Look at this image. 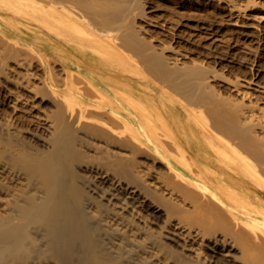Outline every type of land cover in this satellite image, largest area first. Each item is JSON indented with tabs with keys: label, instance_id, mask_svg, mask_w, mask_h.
Here are the masks:
<instances>
[{
	"label": "bare ground",
	"instance_id": "bare-ground-1",
	"mask_svg": "<svg viewBox=\"0 0 264 264\" xmlns=\"http://www.w3.org/2000/svg\"><path fill=\"white\" fill-rule=\"evenodd\" d=\"M16 263L264 264V0H0Z\"/></svg>",
	"mask_w": 264,
	"mask_h": 264
},
{
	"label": "rangeland",
	"instance_id": "rangeland-1",
	"mask_svg": "<svg viewBox=\"0 0 264 264\" xmlns=\"http://www.w3.org/2000/svg\"><path fill=\"white\" fill-rule=\"evenodd\" d=\"M157 213H159V212H157ZM157 213H156V216H155V220H156L155 222H156V223H155L154 226H156V228H159V227H157V226H159V225L161 226V225L164 224V222L162 223V221L165 220V217H164L165 214H163L162 212H160L159 214H157ZM158 215H159V216H158ZM161 215H162V216L164 215V216L162 217ZM157 216L160 217V218H158ZM163 218H164V219H163ZM157 219H159V220H157ZM162 219H163V220H162ZM234 251H235V250H234ZM16 264H17V263H16Z\"/></svg>",
	"mask_w": 264,
	"mask_h": 264
}]
</instances>
